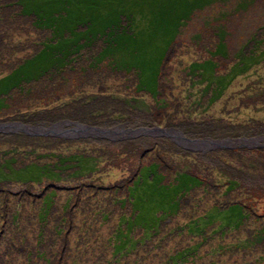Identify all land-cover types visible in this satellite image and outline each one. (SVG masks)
Returning a JSON list of instances; mask_svg holds the SVG:
<instances>
[{"label":"rangeland","instance_id":"374dc122","mask_svg":"<svg viewBox=\"0 0 264 264\" xmlns=\"http://www.w3.org/2000/svg\"><path fill=\"white\" fill-rule=\"evenodd\" d=\"M130 16L120 27L144 35L148 58L155 55L162 43L149 34L157 21L151 24L150 13ZM35 21L19 0H0V78L54 39ZM108 46L101 36L67 66L1 96L8 106H0V125H7L0 129V264H264V0H215L196 10L167 48L154 96L138 86L135 60L103 55ZM241 52L256 62L210 103V71H195L192 63L212 59L214 75L225 77ZM52 126L89 131L30 135ZM74 155L94 158V170L86 166L76 180L2 181L5 167L31 177L29 167L18 168L53 167ZM151 164L165 183L186 171L202 184L183 194L178 212L158 228L148 235L134 229L133 247L118 249L116 235L133 211L130 189ZM234 203L247 215L238 227L225 212L202 234L190 232L196 219Z\"/></svg>","mask_w":264,"mask_h":264},{"label":"trees","instance_id":"16d2710c","mask_svg":"<svg viewBox=\"0 0 264 264\" xmlns=\"http://www.w3.org/2000/svg\"><path fill=\"white\" fill-rule=\"evenodd\" d=\"M214 2L215 0H19L22 13L34 14L35 23L43 29H51L55 37L44 44V47L34 56L26 58L10 74L0 78V106L7 105L2 95H7L23 82L29 83L42 78L52 72L51 69L57 70L59 67L67 66L72 54L93 44L101 36H107L109 39V46L103 50L102 54L106 56L115 52L128 54L129 61L134 59L136 62L134 67H137L139 71L138 86L141 90H148L154 96L159 88V70L168 46L170 47L180 29L186 25L196 10L203 9ZM84 7H88V11L92 12H87ZM102 7L105 8L101 10ZM135 13L142 16L150 13L152 15L151 24L157 21L159 25L157 32L155 28L151 30L149 39L151 40V36L154 38L156 35L155 39L160 40L162 44L154 46L155 51L153 50L151 54L155 53V55L149 58L148 54L152 50L148 51V41H144V35L140 36L139 32H134V28L130 30L126 26L120 27L123 16H134ZM131 16L128 19H132ZM156 17L159 19L155 20ZM82 26L86 28L82 30ZM224 36L226 34L222 35L223 38L220 36V39L222 38L219 43L220 51L226 45ZM263 54L259 53V55ZM239 58L231 73L228 74L230 76L228 80L226 79L228 75L219 78L214 75L218 65L212 59L202 63H192L191 66L195 71H210L212 77L204 80L207 82V92L211 91L210 103H214L221 96L228 87V82L235 78L237 72H244L256 62L253 54L246 56L241 52ZM93 160L94 158L86 155H74L68 160L58 161L53 167L48 164L41 166L33 162L18 168L29 167L32 178L26 177L23 172L14 174L16 168L10 170L5 167L9 172L3 174L2 181L41 182L46 177L55 181H64L68 178L76 180L88 172L87 167L90 166L89 170H94ZM73 167L76 168L73 172L66 173ZM63 173L65 175L61 177ZM165 179L166 176L159 171L158 164H151L141 170L140 178L130 189V195L134 197L131 202L133 211L130 216L124 218L122 222L125 227L119 230L115 238L118 249L128 244L133 247L131 242L134 239L131 233L134 229H144L148 235L150 230L158 228L161 221L178 212L180 197L202 184L197 176L186 171L180 172L173 182L165 183ZM236 186L237 182L231 181L229 188L234 189ZM225 212H228V217L238 220V223L233 225L235 227H238L242 219L247 216L244 206L234 203L226 211L216 209L214 213H208L196 219L189 226L190 232L202 234L206 227L221 218L220 214H225ZM194 224L197 230L193 227ZM261 238L259 236V239Z\"/></svg>","mask_w":264,"mask_h":264},{"label":"bare ground","instance_id":"6f19581e","mask_svg":"<svg viewBox=\"0 0 264 264\" xmlns=\"http://www.w3.org/2000/svg\"><path fill=\"white\" fill-rule=\"evenodd\" d=\"M239 74H241V73H239V72H237V74H236V76L237 75H239ZM230 85V84H229ZM229 85H228V87H229ZM228 87L222 92V94H221V96L217 99V100H219L223 95H224V93H225V91L228 89ZM204 90L207 92V89L206 88H204ZM208 93V92H207ZM209 100H211V96H210V98H209ZM216 100V101H217ZM215 101V102H216ZM55 129H59V128H57V127H54ZM63 129L65 130L66 128H62V129H60L62 132H63ZM93 131H97V130H95L94 128H91ZM98 129V128H97ZM69 131H68V133H70V132H73V131H79L80 133H86L87 131H89V130H83V129H81V128H73V129H68ZM122 132H126V130L125 129H120ZM99 131H101L100 129H98V132ZM173 132V131H172ZM107 133V132H106ZM173 133H176V136H177V138H180V139H182L184 142H187L186 140L188 139V138H186V137H184V136H182V135H180L179 136V133L177 134V132H173ZM79 134V133H78ZM30 135H33V134H30ZM122 138H124L125 139V136H121V137H115V139L114 140H121ZM186 139V140H185ZM123 140V139H122ZM197 140V139H196ZM260 140H264V138L263 137H260ZM207 142V141H206ZM206 142H204L205 144H206ZM197 145H200V142H199V140H197ZM197 148H202V147H200V146H198Z\"/></svg>","mask_w":264,"mask_h":264},{"label":"water","instance_id":"95a60500","mask_svg":"<svg viewBox=\"0 0 264 264\" xmlns=\"http://www.w3.org/2000/svg\"><path fill=\"white\" fill-rule=\"evenodd\" d=\"M6 127H7V125H6ZM6 127H4V124L0 125V129L6 128ZM81 128H83V126ZM35 129H38V128H35ZM85 129H83V130H85ZM29 132L31 134H33V135H44V134H47V135H53V136H61V135H67L68 134L67 129H65V130L63 129V132H62L60 130V128L59 129H55L53 126L51 128H49V129L40 130V131L35 132V133H33L31 131H29ZM212 143H214V142H212Z\"/></svg>","mask_w":264,"mask_h":264}]
</instances>
